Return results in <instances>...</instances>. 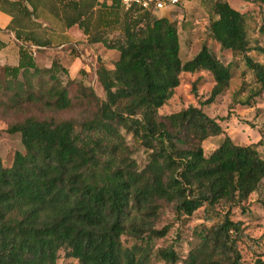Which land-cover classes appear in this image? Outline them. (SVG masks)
Segmentation results:
<instances>
[{"label":"trees","instance_id":"16d2710c","mask_svg":"<svg viewBox=\"0 0 264 264\" xmlns=\"http://www.w3.org/2000/svg\"><path fill=\"white\" fill-rule=\"evenodd\" d=\"M245 1L264 17V0ZM119 4L0 0L16 46L15 61L1 66L0 114L29 100L54 110L83 109L77 118L25 115L4 127L19 134L22 150H14L8 164L0 158V264H53L59 250L78 264H145L153 240L168 228L156 226L164 207L180 219L199 206L208 211L218 205L224 208L220 218L197 228L183 254L169 244L156 247L155 255L173 264H264V253L242 260L241 221L230 217L231 208L246 209L264 177L261 140L234 142L199 105L158 112L182 70L209 72L213 83L200 103L212 101L227 87L238 57L255 83L249 96L264 93V62L249 54L264 49L249 44L246 11L210 0L208 34L234 59L223 61L202 44L181 61L171 20L138 4L111 7ZM54 21L62 27L58 35L47 32ZM72 24L88 41L117 51L110 66L95 67L101 95L80 81L70 95L66 83L73 77L62 82L57 74L66 67L54 59L42 65L33 56L53 41L66 42L63 31ZM114 27L120 35L108 38L106 30ZM126 135L147 150L141 167ZM213 136L215 145L204 150L203 140ZM122 235L134 241L124 244Z\"/></svg>","mask_w":264,"mask_h":264},{"label":"rangeland","instance_id":"374dc122","mask_svg":"<svg viewBox=\"0 0 264 264\" xmlns=\"http://www.w3.org/2000/svg\"><path fill=\"white\" fill-rule=\"evenodd\" d=\"M227 1L232 7L240 11H246L247 35L250 46L258 45L264 49V17L259 12L258 6L245 0ZM105 3L109 5L110 2L105 1ZM209 5L210 0H185L182 5L170 4L153 12L155 16H166L175 24L179 42L178 54L181 61L188 59L202 44L208 46L223 61L234 59L229 51L219 49L217 43L208 34V20L212 15L209 11ZM111 7L118 10L126 9L120 4ZM61 28L54 21L51 29L47 32L58 35ZM69 28V38L66 42L53 41L45 48L35 50L33 56L39 64H49L54 59L57 63L67 67L68 72L65 73L59 69L57 74L62 82L67 81L68 76L73 77L71 82L66 83L70 95L75 93L78 81L92 86L94 91L101 95L102 90L94 80L95 67L98 62H104L106 66H110L109 62L116 57L117 51L105 47L101 42L88 41L87 36L76 24H72ZM119 33L117 27L106 30L108 38L117 37L120 35ZM14 52L15 45L9 48L7 55L11 56ZM249 54L254 59L264 62V50L250 49ZM74 58L76 59L73 62ZM235 61L237 66L233 68L227 87L208 103L200 102L208 95L213 83L209 72L205 70L180 71L177 85L173 88L170 97L158 108V112L167 113L188 104L199 105L206 114L218 121L222 129L234 142L247 144L260 139L261 143L257 145V148L264 155V93L258 96H249L255 87V83L252 81L250 73L244 68L241 57L236 58ZM245 99L249 101V104L244 102ZM82 112L81 106L68 110H54L43 107L39 101L31 102L29 100L22 101L20 107L7 110L5 115L0 114L1 160L4 164H8L13 151L16 149L22 150L19 134L4 131V127L9 122L25 115L77 118ZM217 139L218 136L204 139L202 142L204 150L213 147ZM125 141L131 147L132 157L137 165L141 167L146 161L147 150L136 140H133L130 135L125 136ZM262 203H264V177L258 187L248 195L245 204L246 209L240 211L239 208L234 207L230 211L232 219L241 221L242 228L237 245L241 258L246 263L251 262L257 254L264 253V212ZM223 211L224 208L220 205L208 211L199 206L190 215L176 219L171 208L169 206L164 207L156 226L167 224L168 228L162 236L153 240L150 256L145 264H173L159 259L154 253L156 247L172 244L178 252L183 254L196 239L194 233L197 228L214 223L220 218ZM121 238L124 244H130L134 241L128 235H122ZM53 264H78V262L74 257L65 255L63 250H59Z\"/></svg>","mask_w":264,"mask_h":264},{"label":"crops","instance_id":"0c3cea01","mask_svg":"<svg viewBox=\"0 0 264 264\" xmlns=\"http://www.w3.org/2000/svg\"><path fill=\"white\" fill-rule=\"evenodd\" d=\"M10 18L11 16L8 13L0 10V40L3 42V45L0 47V60H1L0 67L4 63L14 62L16 58V46H15V52L11 54V56L7 55V51L9 50V48L15 45L13 32L5 27L9 23ZM63 32L69 35L70 28L65 29V31ZM76 58L78 59V57ZM76 58H74L73 62L75 61ZM42 65H48V64H42Z\"/></svg>","mask_w":264,"mask_h":264},{"label":"built area","instance_id":"2783aa9c","mask_svg":"<svg viewBox=\"0 0 264 264\" xmlns=\"http://www.w3.org/2000/svg\"><path fill=\"white\" fill-rule=\"evenodd\" d=\"M124 7L131 4H138L143 8L151 9L153 11L163 9L170 4L182 5L185 0H118Z\"/></svg>","mask_w":264,"mask_h":264}]
</instances>
